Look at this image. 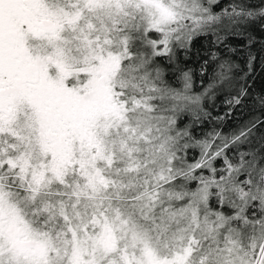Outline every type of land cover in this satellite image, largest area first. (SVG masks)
<instances>
[{
  "label": "snow or ice",
  "instance_id": "snow-or-ice-1",
  "mask_svg": "<svg viewBox=\"0 0 264 264\" xmlns=\"http://www.w3.org/2000/svg\"><path fill=\"white\" fill-rule=\"evenodd\" d=\"M258 79L264 0H0V264H264Z\"/></svg>",
  "mask_w": 264,
  "mask_h": 264
},
{
  "label": "trees",
  "instance_id": "trees-1",
  "mask_svg": "<svg viewBox=\"0 0 264 264\" xmlns=\"http://www.w3.org/2000/svg\"><path fill=\"white\" fill-rule=\"evenodd\" d=\"M257 73H258V76H259V73H260V70L259 69H257ZM261 83H264V80H259L258 79V84H257V89L258 90H259V87H260Z\"/></svg>",
  "mask_w": 264,
  "mask_h": 264
}]
</instances>
